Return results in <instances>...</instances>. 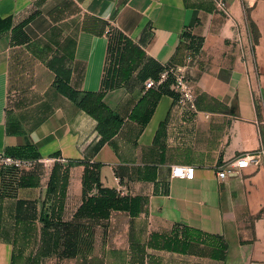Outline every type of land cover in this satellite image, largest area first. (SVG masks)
Masks as SVG:
<instances>
[{"label": "crops", "instance_id": "0c3cea01", "mask_svg": "<svg viewBox=\"0 0 264 264\" xmlns=\"http://www.w3.org/2000/svg\"><path fill=\"white\" fill-rule=\"evenodd\" d=\"M113 29L144 57L106 88ZM158 67L194 112L172 78L144 89ZM263 92L264 0H0V153L37 160L11 196L0 171V264H264V169L216 174L260 146ZM88 164L127 209L77 219ZM45 216L85 226L75 256Z\"/></svg>", "mask_w": 264, "mask_h": 264}, {"label": "trees", "instance_id": "16d2710c", "mask_svg": "<svg viewBox=\"0 0 264 264\" xmlns=\"http://www.w3.org/2000/svg\"><path fill=\"white\" fill-rule=\"evenodd\" d=\"M20 28L22 25L19 26ZM144 57V52L135 46L131 40L118 30H112L109 35L108 51L106 57V76L104 85L106 88L114 87L119 81L122 73H124L125 67L128 69L131 60H139ZM160 68L151 74L154 77L159 73ZM62 91L68 94L70 97H74L75 93L64 84ZM108 117H112L115 125H120L121 121L109 113L105 109ZM107 117V115H106ZM113 131L105 132L102 129V134L107 138ZM34 159V158H33ZM99 164H91L86 166V170L83 176V197L84 201L77 211V219L80 218H108L111 210L127 209L126 199L120 197L115 190L103 188L99 180ZM2 194L5 196H11L14 190L23 185L22 176L18 175L14 170L8 173H2ZM97 189L100 196L89 195L93 189ZM45 229L53 228L57 235L58 244L61 240V245L64 247L63 256H75L78 249V239L81 233V229L85 226L80 222L76 223H50L47 216L43 219ZM30 264H34L30 261Z\"/></svg>", "mask_w": 264, "mask_h": 264}, {"label": "built area", "instance_id": "2783aa9c", "mask_svg": "<svg viewBox=\"0 0 264 264\" xmlns=\"http://www.w3.org/2000/svg\"><path fill=\"white\" fill-rule=\"evenodd\" d=\"M217 5L223 7V3L218 1ZM169 78L173 79L171 88L177 93V104L186 107L190 111L196 110V95L187 80L183 70L179 68H163L156 77L147 78L143 84L144 89H160ZM52 159H43L41 162L48 163ZM61 160V159H56ZM37 160L27 157H18L6 153H0V171L8 173L14 170L18 175L24 170L32 168ZM251 164L264 169V138L260 146L252 152L242 153L233 157L216 169L218 179L223 180L229 174L237 173ZM194 169L190 166H172L171 176L185 179H192Z\"/></svg>", "mask_w": 264, "mask_h": 264}, {"label": "rangeland", "instance_id": "374dc122", "mask_svg": "<svg viewBox=\"0 0 264 264\" xmlns=\"http://www.w3.org/2000/svg\"><path fill=\"white\" fill-rule=\"evenodd\" d=\"M250 27H252V29L254 30V26L253 25L250 26ZM263 95H264V92H263ZM258 107H259V113H260V116H259L260 117V121H263V125L262 126H264V98H263V102L260 101V105Z\"/></svg>", "mask_w": 264, "mask_h": 264}]
</instances>
